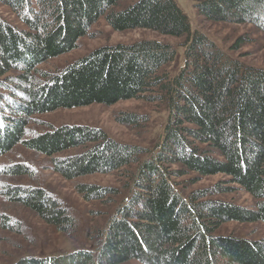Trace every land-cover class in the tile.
<instances>
[{"label":"trees","instance_id":"trees-1","mask_svg":"<svg viewBox=\"0 0 264 264\" xmlns=\"http://www.w3.org/2000/svg\"><path fill=\"white\" fill-rule=\"evenodd\" d=\"M0 3L23 25L0 15V155L18 144L48 157L83 147L81 153L54 159V169L67 179L138 164L131 195L94 249L28 256L14 264H264V238L215 234L229 220L264 223V68L246 65L194 30L177 0ZM196 7L207 18L252 22L264 30V0H199ZM102 16L115 31L141 28L183 39L179 73L172 76L167 70L177 57L176 46L160 39L102 46L56 73L39 71V64L75 49ZM243 43L240 39L234 48ZM145 96L165 100L169 108L162 140L153 151L91 126L49 127L26 136L33 115ZM119 120L137 119L125 114ZM146 154L149 158L141 159ZM10 170L30 172L22 164ZM188 171L228 176L252 195L253 206L203 200L210 189L183 197L172 178ZM77 190L86 199L111 194L93 184ZM8 192L59 230L75 227L67 209L44 190L30 186Z\"/></svg>","mask_w":264,"mask_h":264},{"label":"rangeland","instance_id":"rangeland-1","mask_svg":"<svg viewBox=\"0 0 264 264\" xmlns=\"http://www.w3.org/2000/svg\"><path fill=\"white\" fill-rule=\"evenodd\" d=\"M199 0H177L189 16L194 30L205 33L223 50L246 65L264 68V30L252 22L218 21L200 14L196 7ZM127 2L116 5L125 6ZM0 15L4 19L22 27L17 15L5 4L0 3ZM143 39H160L176 46L177 57L167 66L174 76L179 73L185 61L183 39L161 35L148 29L115 31L102 16L80 38L78 46L72 51L51 58L38 65L41 72L49 74L64 69L102 46L131 44ZM244 43L235 49L240 40ZM41 78V74L38 75ZM165 100L148 97L120 100L112 105L94 103L88 106L60 108L56 111L36 114L30 118L26 136L43 132L49 127L65 125L91 126L103 129L110 138L124 144L139 145L153 151L162 140L169 110ZM125 114L136 115L132 123L119 120ZM83 147L71 148L52 157L27 149L21 144L10 152L0 155V264H14L28 256L48 257L65 254L77 249H94L101 238L110 218L117 213L118 207L131 195L132 175L138 164L121 170L94 173L67 179L54 169V159H63L83 152ZM149 158V154L142 156ZM22 164L29 173L15 174L11 167ZM178 164L173 166L177 168ZM175 189L183 197L189 198L191 192L210 189L212 192L203 200L214 199L239 206L251 207L254 198L230 178L222 173L201 176L187 172L174 176ZM80 184H93L110 189L103 199H86L77 190ZM34 187L53 196L67 209L76 220V225L66 231L46 222L36 212L13 199L8 192L11 188ZM116 191V192H115ZM115 192V193H114ZM216 235H230L251 240L264 238L263 222H224L215 232ZM124 264H143L132 260ZM222 264H227L222 263Z\"/></svg>","mask_w":264,"mask_h":264}]
</instances>
